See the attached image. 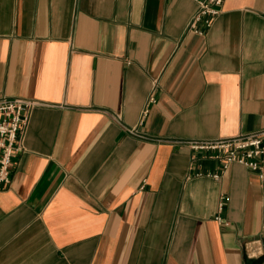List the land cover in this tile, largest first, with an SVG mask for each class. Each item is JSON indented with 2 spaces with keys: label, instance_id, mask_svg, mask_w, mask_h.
<instances>
[{
  "label": "crops",
  "instance_id": "1",
  "mask_svg": "<svg viewBox=\"0 0 264 264\" xmlns=\"http://www.w3.org/2000/svg\"><path fill=\"white\" fill-rule=\"evenodd\" d=\"M195 11L0 0V94L39 103L0 190V264H264L244 250L264 178L179 143L264 129V0H226L204 35Z\"/></svg>",
  "mask_w": 264,
  "mask_h": 264
},
{
  "label": "built area",
  "instance_id": "2",
  "mask_svg": "<svg viewBox=\"0 0 264 264\" xmlns=\"http://www.w3.org/2000/svg\"><path fill=\"white\" fill-rule=\"evenodd\" d=\"M193 1L196 4V11L188 23L187 30L204 35L223 12L226 0ZM154 102V91H152L148 103ZM38 105V102L31 99L7 97L0 94V190L10 187L14 160L18 154L24 152V133L29 124L31 113ZM147 113L148 109H145L142 116L145 117ZM110 117L117 123L121 121L117 114H111ZM127 131L132 135L142 137L137 128L127 129ZM179 143L190 148L195 154H205L209 158L219 161L223 171H226L232 164H239L256 172L261 180L264 178V129L213 141ZM208 176L215 180L221 177L217 173L208 174ZM228 201V197L224 195L220 197L219 213ZM215 220L220 224L228 225L219 215L215 217ZM244 250L248 259H257L264 255V243L261 239L248 241L244 245Z\"/></svg>",
  "mask_w": 264,
  "mask_h": 264
}]
</instances>
